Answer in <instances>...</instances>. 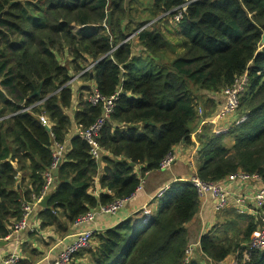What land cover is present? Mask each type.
<instances>
[{
	"label": "trees",
	"instance_id": "trees-1",
	"mask_svg": "<svg viewBox=\"0 0 264 264\" xmlns=\"http://www.w3.org/2000/svg\"><path fill=\"white\" fill-rule=\"evenodd\" d=\"M143 14L149 18L139 19ZM0 15V241L22 220L23 206L41 197L56 144L64 146L61 183L48 192L45 225L61 218L74 225L89 211L131 198L143 175L160 170L182 144H199L194 176L207 184L240 171L264 182V0H0ZM163 22L175 28L168 31L180 46L161 32ZM243 76L248 86L236 116L219 133L203 125L194 142L201 120L219 113L224 91ZM94 88L106 99L119 93L98 139L99 160L82 137L103 116L102 106L87 100ZM26 170L29 181L18 180ZM170 185L139 229L131 218L95 233L91 248L75 258L186 264L187 225L202 201L190 180ZM228 228L236 230V222ZM256 229L251 221L234 241L203 235L202 257L221 263L239 251L242 261ZM240 264H264V250Z\"/></svg>",
	"mask_w": 264,
	"mask_h": 264
},
{
	"label": "built area",
	"instance_id": "built-area-1",
	"mask_svg": "<svg viewBox=\"0 0 264 264\" xmlns=\"http://www.w3.org/2000/svg\"><path fill=\"white\" fill-rule=\"evenodd\" d=\"M181 18L182 14L180 12L179 15L175 17V21L179 22ZM133 37L134 35L129 39ZM89 69L90 68L83 71L82 74L86 73ZM247 86L248 78L246 76H243L239 81L236 82L235 85L227 88L224 91V103L219 110V113L216 115L217 121L214 123L229 120L236 116V113L240 107L241 96L245 92ZM118 97L119 93L109 99H106L101 96L97 88H94L87 98V100L93 106L101 105L103 108L102 118H100L93 126H91L82 134V137L90 146V154L95 160H99L101 157L102 148L98 142V139L107 120L114 112L115 102L118 100ZM41 120L45 125H47V121L44 117H41ZM63 152L64 146L56 144L53 153V162L51 168L45 174L46 185L44 191L42 192L41 197L36 200V203L41 202L45 197H47L49 190L55 185L53 172L54 170L59 168ZM190 158V164L193 168H195V164L197 161V152L195 151ZM177 159L178 157L176 154H169L162 160L160 164V170L170 169L175 164ZM190 182L197 190L202 204L209 198L213 200L214 209L217 214H222L230 209H234L235 212L239 215L250 216L251 220L256 223L257 226L258 224H260V226L252 234L250 241L246 245L247 248L243 252V260L241 261L237 256L236 262H234L233 264H240L241 262L244 263L245 261L249 260L252 251L264 250V182L258 175L240 171L229 176L222 182L213 184H207L193 175L190 178ZM248 183L258 184L254 193L249 194L236 189L237 185L242 184L244 186ZM142 188L143 185L141 184L136 193L141 191ZM170 188L171 185H165L164 187H162L155 194L154 199H163ZM134 196L135 194L129 199L117 200L110 205L101 206L96 211H89L86 214L80 216L74 223V226L77 227V230L71 236L70 242L67 243L62 248V250H60L57 256L49 264H71L77 254L90 249L92 246L93 236L96 232L89 226L96 220L97 216L99 214H117ZM23 211V218L14 226V232L26 230L28 227L27 220L31 214L32 206L25 204L23 206ZM143 212L145 215L151 214L148 208H144ZM197 256H203L201 252L200 240L190 244L186 249L185 263L188 264L193 259H197ZM209 263L213 264L211 261ZM5 264H19V259L15 255L9 256L5 260Z\"/></svg>",
	"mask_w": 264,
	"mask_h": 264
},
{
	"label": "crops",
	"instance_id": "crops-1",
	"mask_svg": "<svg viewBox=\"0 0 264 264\" xmlns=\"http://www.w3.org/2000/svg\"><path fill=\"white\" fill-rule=\"evenodd\" d=\"M143 9L144 8H139L140 11H143ZM169 28L171 31L175 30V28L172 26ZM81 87L82 86L78 87V89ZM77 103L78 102H76V104ZM200 113L202 116V112ZM225 121H219L217 123L209 122L204 123L203 125L206 124L207 126L218 130L219 128L227 127L228 124ZM200 129L198 132H194L192 134V139L194 142H196V136L200 132ZM212 131L214 133L213 129ZM75 133L76 129L74 126L71 134ZM195 148L185 144L177 146L174 152L178 159L170 169L145 173L142 178L143 188L141 191L135 193V196L129 202H127L117 214H99L96 220L89 227L95 230L96 233H100L114 228L120 223L133 218L135 228L139 229L140 226L146 222V217L143 213L144 208H148L151 212V215H156L159 211L161 202L159 199H154V196L162 187L165 185H170L178 180H190V178L194 175L195 168L191 166L189 158L194 154L195 150H198L197 142ZM21 179L28 182L30 179V172L28 170L19 172L18 180ZM257 185L258 184L256 183H248L244 186L239 184L236 186V189H239L241 192L244 191L245 193L251 194L256 191ZM104 193L105 191H98L97 193L95 192V195L99 197ZM45 208L46 207H43L40 202L33 204L31 214L27 220V229L21 230L19 232L13 231L11 236L3 240L7 241L8 244L5 247L0 248V264H5L7 257L12 255L17 256L19 261H21L23 264H49L57 256L60 250H62V248L70 242L71 236L77 230V227L72 225L70 221L66 220L65 218H61L53 225H45L44 221L40 219L41 213ZM226 212L232 215L235 210L230 209ZM222 217L225 216L218 215L215 212L213 200L211 198L207 199L202 204L199 214L192 222L187 225L190 241L195 243L205 234H211L217 239L219 238L218 240H221V237L225 238L230 231L228 224L224 227L221 226V231H215L212 229L215 226V222L219 221V218ZM242 217L243 220L247 222V225L252 221L251 217L248 215H243ZM13 221L14 219H11L10 223L12 224ZM11 228L12 226L9 225L8 229ZM224 233L228 234L224 235ZM239 253V251L232 253L227 259L218 264H229L228 260L231 259V256L237 258V256H240ZM197 258L198 259L196 260H199L201 264H211L209 263L210 261L204 259L201 256H197ZM87 262L88 260L85 256H80L75 258L71 264H85ZM212 263L217 264L215 262Z\"/></svg>",
	"mask_w": 264,
	"mask_h": 264
},
{
	"label": "rangeland",
	"instance_id": "rangeland-1",
	"mask_svg": "<svg viewBox=\"0 0 264 264\" xmlns=\"http://www.w3.org/2000/svg\"><path fill=\"white\" fill-rule=\"evenodd\" d=\"M137 15V14H136ZM139 16V19L141 18V19H143V20H146V19H148L149 18V15L148 14H143V15H138ZM160 30H161V32H163L165 35H166V37L172 42V43H174L175 42V44H178L179 46H180V43H181V39H180V37L179 36H177V35H172V34H170L169 33V31L168 30H170V28L169 27H171V25H169L168 23H165V22H163V23H161L160 24ZM137 39L135 38L134 39V41H133V45H135V47H137L138 45H137ZM136 49H138V48H136ZM167 53H169V56L171 57L172 56V54H171V52L168 50V52ZM62 58V60H61V62H64V64H66V57L65 56H63V57H61ZM217 105H218V103H217ZM219 108H220V105L218 106V110H219ZM199 112H202V110H199ZM203 113V112H202ZM203 115H204V113H203ZM214 116H216V115H213L212 117H214ZM213 130H214V133H216V132H218L219 133V131H221V130H225V127H222V128H219L218 130H216L215 128H212ZM225 143H227L228 144V146H232V143L231 142H229L228 140H226V142ZM198 146H199V144H198ZM190 160H191V158H189V162H190ZM237 214V213H236ZM236 214H235V216H234V214H232V215H230V213H228V212H224V213H222V214H218V215H224L225 217H222V218H219V221H216L215 222V226L212 228L213 230H215V231H218V230H220L221 231V229H222V227L221 226H225V225H227V224H229V222H232V221H234V222H236V227H237V229L235 230V229H233V228H229L230 229V231L228 232V233H224V235H227L225 238L224 237H221V240H224V239H228V238H230L231 240H235V239H237L238 238V235H237V233L238 232H236L239 228L241 229V230H244L245 229V227L247 226V222L245 221V220H243V219H238L237 218V216H236ZM224 224V225H223ZM260 226V224H258V226H257V228ZM235 230V231H234ZM232 257H234V256H231V259L230 260H228V262H229V264H233L234 262H236V257H234V258H232ZM218 264V263H217ZM223 264V263H222Z\"/></svg>",
	"mask_w": 264,
	"mask_h": 264
},
{
	"label": "water",
	"instance_id": "water-1",
	"mask_svg": "<svg viewBox=\"0 0 264 264\" xmlns=\"http://www.w3.org/2000/svg\"><path fill=\"white\" fill-rule=\"evenodd\" d=\"M1 17V15H0ZM109 21H110V14H109ZM262 44H264V36H263V39H262ZM38 94V92H37ZM217 121V116H214V117H211V118H208L206 120H201V122L199 123V126L198 128L195 130V133L198 132L199 128L204 124V123H209V122H216ZM48 130H50V128L48 127L47 128ZM53 177H54V183L56 186H59L60 185V180H59V168H57L56 170H54L53 172ZM47 200H48V197H45L41 202L40 204L43 206V207H46L47 206ZM8 244L7 241H0V248L1 247H5L6 245Z\"/></svg>",
	"mask_w": 264,
	"mask_h": 264
}]
</instances>
